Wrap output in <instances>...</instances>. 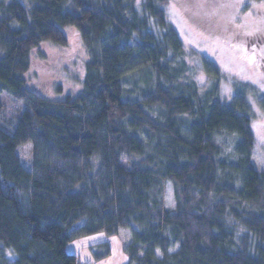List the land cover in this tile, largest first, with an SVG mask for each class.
I'll list each match as a JSON object with an SVG mask.
<instances>
[{
  "label": "trees",
  "instance_id": "1",
  "mask_svg": "<svg viewBox=\"0 0 264 264\" xmlns=\"http://www.w3.org/2000/svg\"><path fill=\"white\" fill-rule=\"evenodd\" d=\"M170 2L0 0V94L24 103L13 123L1 122L0 103V264H81L70 242L123 228L131 231L129 264H264V173L253 160L249 99L264 107V94L235 80L234 96L223 97L224 74L186 50ZM68 27L89 52L80 94L32 93V52L66 46ZM261 33L246 45L264 44ZM195 60L203 85L188 72ZM25 144L30 168L18 154Z\"/></svg>",
  "mask_w": 264,
  "mask_h": 264
},
{
  "label": "rangeland",
  "instance_id": "2",
  "mask_svg": "<svg viewBox=\"0 0 264 264\" xmlns=\"http://www.w3.org/2000/svg\"><path fill=\"white\" fill-rule=\"evenodd\" d=\"M167 15L188 52L197 51L219 66L224 74L221 84L223 97L230 100L234 96L235 80L249 83L264 94V69L260 68L258 59V55L264 56V44L246 45L247 36L264 32V0H171ZM190 15L201 18L209 29L226 30L228 39L202 30L191 21ZM65 33L68 38L66 46L44 43L32 52L30 69L25 75L26 87L32 93L51 100H63L67 96L80 94L89 52L75 27L66 28ZM238 34L243 42L239 39L238 42L229 40ZM188 72L200 85L205 83L207 77L199 61L195 60ZM249 99L252 102L251 127L255 136L253 160L257 169L264 173V107L253 95H249ZM0 103L6 108L2 123H13L12 118L24 106L23 102H16L4 94H0ZM3 118L11 120L4 121ZM233 142L232 138L228 139L229 159L234 155ZM31 149L32 144L18 149L26 168H30ZM227 157L224 155L225 159ZM165 184L163 201L170 211L175 206L173 189L170 182ZM237 186L240 184L237 183ZM130 242L131 231L123 228L117 235L100 232L78 238L70 242L66 250L78 256L81 264H129L127 249ZM108 248L109 254L105 255ZM10 257L15 256L10 252Z\"/></svg>",
  "mask_w": 264,
  "mask_h": 264
},
{
  "label": "flooded vegetation",
  "instance_id": "3",
  "mask_svg": "<svg viewBox=\"0 0 264 264\" xmlns=\"http://www.w3.org/2000/svg\"><path fill=\"white\" fill-rule=\"evenodd\" d=\"M262 39H264V35L261 33V35H260V39H259V42H263V40ZM252 43H248L247 45L248 46H250ZM261 45V44H260ZM263 58H264V56H263Z\"/></svg>",
  "mask_w": 264,
  "mask_h": 264
}]
</instances>
